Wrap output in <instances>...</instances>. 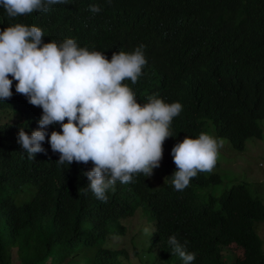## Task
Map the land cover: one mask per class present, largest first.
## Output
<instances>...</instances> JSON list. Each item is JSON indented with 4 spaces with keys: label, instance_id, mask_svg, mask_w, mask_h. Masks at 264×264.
Listing matches in <instances>:
<instances>
[{
    "label": "trees",
    "instance_id": "trees-1",
    "mask_svg": "<svg viewBox=\"0 0 264 264\" xmlns=\"http://www.w3.org/2000/svg\"><path fill=\"white\" fill-rule=\"evenodd\" d=\"M85 1L17 17L0 9V29L35 25L44 43L73 38L109 59L143 44V74L124 83L138 103L158 95L182 105L170 124L173 136L162 142L156 168L163 183L136 173L101 201L84 175L93 163L58 164L47 135L46 151L28 159L17 134L21 127L36 130L40 117L23 110L25 95L13 80V95L0 100V264H183L168 243L172 235L195 254L192 264H225V249L238 253L234 264H264L256 230L264 203L246 183L217 194L219 154L213 169L198 172L183 190L171 183V150L186 136L209 132L237 151L262 139L264 0H92L101 7L96 14ZM10 112L17 117L3 122ZM47 127L49 135L60 131L58 123ZM138 214L141 223L133 228Z\"/></svg>",
    "mask_w": 264,
    "mask_h": 264
},
{
    "label": "clouds",
    "instance_id": "clouds-1",
    "mask_svg": "<svg viewBox=\"0 0 264 264\" xmlns=\"http://www.w3.org/2000/svg\"><path fill=\"white\" fill-rule=\"evenodd\" d=\"M85 2L90 12L100 11L97 3ZM69 3L71 0H0V9L8 17H17L65 8ZM43 36L35 25L14 23L0 29V100L13 95L15 80L16 92L25 95L23 110L40 117L36 130L29 134L21 127L17 134V143L28 159L46 151L42 142L47 135L51 150L60 154L58 164L93 163L84 175L101 201L107 199L106 191L117 181L129 183L136 173L151 176L160 165L162 142L173 136L170 124L182 105L165 102L158 95L138 103L124 83L130 80L135 84L143 74L145 46L113 52L109 59L101 51L79 46L73 38L44 43ZM57 123L60 131L49 135L47 126ZM218 147L216 138L207 132L175 143L171 150L176 165L171 175L174 189L183 190L198 172L211 171ZM168 243L183 264L195 260V254L187 252L175 235Z\"/></svg>",
    "mask_w": 264,
    "mask_h": 264
},
{
    "label": "rangeland",
    "instance_id": "rangeland-1",
    "mask_svg": "<svg viewBox=\"0 0 264 264\" xmlns=\"http://www.w3.org/2000/svg\"><path fill=\"white\" fill-rule=\"evenodd\" d=\"M17 115L10 112L6 114L3 122L12 121ZM262 128V139H250L245 144L243 151L233 149L229 141L218 140V150L221 167L218 174L223 183L217 188V194L230 190L234 185L247 184L252 196L264 203V122ZM209 133V132H208ZM211 135V133H209ZM218 159V156H217ZM155 168L152 173V180L156 186L163 183V175ZM140 214L129 222L131 227L139 226L141 223ZM256 230L264 243V223H257ZM130 246V241H128ZM238 253L232 249L224 250L225 264H234ZM133 264H142L133 259Z\"/></svg>",
    "mask_w": 264,
    "mask_h": 264
}]
</instances>
